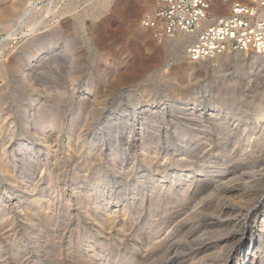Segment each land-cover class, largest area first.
<instances>
[{
    "label": "rangeland",
    "instance_id": "rangeland-1",
    "mask_svg": "<svg viewBox=\"0 0 264 264\" xmlns=\"http://www.w3.org/2000/svg\"><path fill=\"white\" fill-rule=\"evenodd\" d=\"M108 1L0 0V145L13 179L0 168V264H160L142 256L162 241L163 175H195L171 196L188 197L169 203L172 216L196 221L206 196L223 216L264 214V54L193 61L188 39L141 26L155 0ZM233 171L230 193L194 197Z\"/></svg>",
    "mask_w": 264,
    "mask_h": 264
},
{
    "label": "bare ground",
    "instance_id": "bare-ground-1",
    "mask_svg": "<svg viewBox=\"0 0 264 264\" xmlns=\"http://www.w3.org/2000/svg\"><path fill=\"white\" fill-rule=\"evenodd\" d=\"M108 2H109L108 0H102L101 6L99 7L104 8L108 6ZM213 3H214L213 4L214 8L216 7V9H219V7H222L226 3V0H213ZM47 13H49V11ZM186 39L190 40L191 37L183 34V35H179L178 37L174 39L172 38V42L174 45H177L180 42L184 43ZM147 110H149V108L145 109V111ZM45 115L46 114H44V116ZM43 117H41L40 119L42 120ZM255 118H256V122L261 121L264 118V109H260L257 112V115ZM53 119H51L52 122L49 121L48 119V121L47 120L45 121L46 122L45 124H41V125L38 124L39 121L42 123V121L44 122V120L41 121L38 119L39 121L36 120V122L37 121L38 122L35 123V126L37 125V127L42 128V129L45 127L46 128L51 127L55 124V121ZM37 127L34 130L35 132H38ZM222 139L223 138H221V140ZM262 139H263V136H259V138L256 141V146L257 144H259V142L262 141ZM5 155H6L5 148L2 145H0V168L6 173V175L9 176V165L6 163L4 159ZM224 169H226V166L223 168V170ZM217 171L220 172L222 170L219 169ZM234 172L235 171L229 172V173L227 172L225 175L221 174V176L218 177V179L214 182V184L213 183H210V184L207 183V185L205 183L203 185L201 184L202 186L200 185L201 187L199 188L198 193L195 194L194 197L199 198L200 195L208 192V190H209V193L211 192L212 194L215 193L213 192L215 190L216 191L219 190L220 192L219 194H223V195L230 193L231 187H228V185L226 186L224 184L227 182H231L232 178H235ZM193 176L195 175L193 174ZM193 176H188L187 173H180V172L171 174L167 177H165V175L162 176L161 185L162 187L163 186L165 187V191H162L161 195H159L158 197L162 196V200H163L164 195L169 193L168 194L169 196H167V198L164 200L162 204V214H165V216L162 217V230L164 229V231H162V241L158 242V241L151 240L143 244V246L145 247V251L143 253L142 258L150 259L152 258L151 255L154 254V256H157L156 261L158 259L162 260V262L159 261L160 264L161 263L162 264H230L231 260L234 257L237 258L236 254L239 251V250L237 251V246L238 244H240V242H242L245 232L247 233L246 223L252 222L255 220L257 216L256 208L255 209L253 207H249L247 209L245 208L243 213L240 212L241 213L240 217L236 216V217L230 218L226 216L228 214L223 216L224 212L226 211L223 205L215 204L213 201L207 199L206 197L208 196L205 197V194H204L203 196L206 199L205 198L203 199L202 197H200V200L197 201L198 203L203 202V205L197 210L199 211L198 214L199 213L201 214H199L200 215L199 219H197L196 221L192 220L195 216L192 217L191 220L190 219L187 220V219H180L179 216H178L179 218L172 216L173 213L171 215H170V212L167 213L168 209H170L168 207L169 203L170 204L179 203L180 201L185 202V200L188 198V197H185L186 194L181 193V196L174 198L175 200H170L171 196H173L176 191L184 189L183 187L184 185H182L184 183L182 182L185 180H188L190 177H193ZM249 176H248V179H249ZM9 179L12 181L11 183H13L12 176H9ZM250 179L252 180V178ZM174 183H176V185H174ZM98 188L103 190L101 185H99ZM246 195L250 197L252 194L248 193ZM191 201L193 202V199H191L190 202ZM176 205L179 206V204H176ZM187 205H188V201H187ZM173 207L175 209L177 208L175 206ZM181 208H179V210ZM185 212L187 214V210L184 211V213ZM89 215L90 214H88V216ZM255 222L260 223L259 225L260 229L257 228V230H253L252 227L251 228L248 227V230H249L248 232H251V239L249 238L247 241H244V244L242 245L244 246V248L238 254V258L235 264H264V260L260 259L262 253L264 252V240L262 239V236L260 234L264 228V214H262L261 219L259 218L258 220H255ZM33 226H35V224ZM222 229H225L226 231H223ZM218 231L219 232L223 231V232L218 233L219 235L216 234V237L213 240H209L206 238V235L209 234V232H218ZM41 242L42 243H40V246H42L44 241H41ZM156 248H159V250L157 251ZM154 250H156L157 252H155Z\"/></svg>",
    "mask_w": 264,
    "mask_h": 264
},
{
    "label": "built area",
    "instance_id": "built-area-1",
    "mask_svg": "<svg viewBox=\"0 0 264 264\" xmlns=\"http://www.w3.org/2000/svg\"><path fill=\"white\" fill-rule=\"evenodd\" d=\"M228 12L214 14L213 0H155L141 26L156 40L186 35L193 61L224 53L264 54V0H226Z\"/></svg>",
    "mask_w": 264,
    "mask_h": 264
}]
</instances>
